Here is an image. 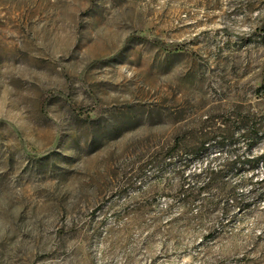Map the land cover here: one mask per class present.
<instances>
[{
  "label": "rangeland",
  "instance_id": "rangeland-1",
  "mask_svg": "<svg viewBox=\"0 0 264 264\" xmlns=\"http://www.w3.org/2000/svg\"><path fill=\"white\" fill-rule=\"evenodd\" d=\"M255 140L264 0H0V264H264V166L198 211L168 162Z\"/></svg>",
  "mask_w": 264,
  "mask_h": 264
},
{
  "label": "trees",
  "instance_id": "trees-1",
  "mask_svg": "<svg viewBox=\"0 0 264 264\" xmlns=\"http://www.w3.org/2000/svg\"><path fill=\"white\" fill-rule=\"evenodd\" d=\"M256 141L249 144L246 149L247 154L246 152L240 153L241 149L235 145L226 146L230 158L224 161L223 164L215 166L206 163L202 169L188 172L186 169L190 160L198 158L199 152L190 156V160H182L180 151L172 149L169 153L170 160L168 162L171 165V175L178 182V189L174 196L175 203L187 209L196 207L198 211L212 210L219 206L225 208L232 206L238 209L247 208L248 203L245 202L244 195L250 194L249 196L253 198L258 197L257 189L252 184L253 175L246 177L239 183L240 187L250 186L247 191H240L238 187L233 186L228 177L233 173L253 172L259 165L264 166V154L258 156L253 154ZM206 148L207 146L204 145L200 152L207 150ZM149 165H152V163H144L140 169ZM155 165H159V162L156 161ZM258 183L264 186V178Z\"/></svg>",
  "mask_w": 264,
  "mask_h": 264
}]
</instances>
